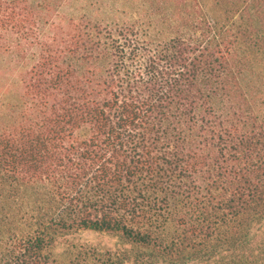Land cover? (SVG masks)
<instances>
[{
  "label": "trees",
  "instance_id": "obj_1",
  "mask_svg": "<svg viewBox=\"0 0 264 264\" xmlns=\"http://www.w3.org/2000/svg\"><path fill=\"white\" fill-rule=\"evenodd\" d=\"M64 1L0 0V264H264V0Z\"/></svg>",
  "mask_w": 264,
  "mask_h": 264
},
{
  "label": "rangeland",
  "instance_id": "obj_2",
  "mask_svg": "<svg viewBox=\"0 0 264 264\" xmlns=\"http://www.w3.org/2000/svg\"><path fill=\"white\" fill-rule=\"evenodd\" d=\"M119 5L120 4H116L115 0H98V2H96V0H65L58 11L60 12V15H64L65 17H69L71 15L79 17L83 13H91L92 15H95L97 17L99 15L110 13L117 7L119 9V12H121L123 8ZM117 14L121 15V13ZM0 59L10 60V56L8 54L0 52ZM18 73L19 71H12L11 66H9L5 70L0 69V78H15L16 76H18ZM79 236L82 239H88L92 243H97L110 248L124 246L121 244L120 239L117 236L109 233L81 231L79 233ZM64 249V246H56L54 248V252L56 255H59L64 251ZM124 264H133L132 259L127 258Z\"/></svg>",
  "mask_w": 264,
  "mask_h": 264
}]
</instances>
